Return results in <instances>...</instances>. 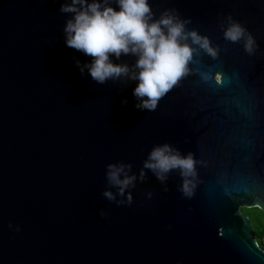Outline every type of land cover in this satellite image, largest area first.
<instances>
[{
	"label": "water",
	"instance_id": "obj_1",
	"mask_svg": "<svg viewBox=\"0 0 264 264\" xmlns=\"http://www.w3.org/2000/svg\"><path fill=\"white\" fill-rule=\"evenodd\" d=\"M62 2L0 0V264H264L243 211H264V0H149L217 49L194 46L151 111L134 106V81L81 74L91 58L65 45ZM229 17L251 53L225 39ZM165 142L196 161L191 196L179 170L161 182L143 167ZM110 162L136 176L123 197Z\"/></svg>",
	"mask_w": 264,
	"mask_h": 264
},
{
	"label": "clouds",
	"instance_id": "obj_2",
	"mask_svg": "<svg viewBox=\"0 0 264 264\" xmlns=\"http://www.w3.org/2000/svg\"><path fill=\"white\" fill-rule=\"evenodd\" d=\"M59 11L68 14L63 26L65 45L91 58L83 63L76 60L81 74L86 70L98 84L121 78L134 81L132 94L137 100L134 106L141 110H155L160 98L191 71L189 64L197 47L213 57L217 55L209 38L186 29L189 21L175 12L166 10L154 18L149 0H63ZM224 37L232 42L243 40L247 52L254 50L252 35L230 17ZM129 55L135 57L134 64L117 62ZM195 163L192 153L182 155L165 142L152 147L143 167L161 182L170 171L179 170L185 178L182 191L191 196L194 183L188 177L196 175ZM130 167L122 162L106 165L107 181L122 197L136 180L135 174H129ZM117 193L105 189L102 194L115 200ZM131 200L129 194L127 203Z\"/></svg>",
	"mask_w": 264,
	"mask_h": 264
},
{
	"label": "trees",
	"instance_id": "obj_3",
	"mask_svg": "<svg viewBox=\"0 0 264 264\" xmlns=\"http://www.w3.org/2000/svg\"><path fill=\"white\" fill-rule=\"evenodd\" d=\"M244 213L252 220L257 240L261 247L264 245V211L259 207L245 208Z\"/></svg>",
	"mask_w": 264,
	"mask_h": 264
},
{
	"label": "rangeland",
	"instance_id": "obj_4",
	"mask_svg": "<svg viewBox=\"0 0 264 264\" xmlns=\"http://www.w3.org/2000/svg\"><path fill=\"white\" fill-rule=\"evenodd\" d=\"M245 209V208H244ZM262 248H264V245H263V247Z\"/></svg>",
	"mask_w": 264,
	"mask_h": 264
}]
</instances>
